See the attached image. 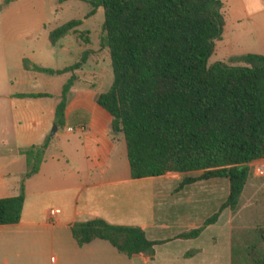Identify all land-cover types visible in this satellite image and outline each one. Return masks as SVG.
I'll list each match as a JSON object with an SVG mask.
<instances>
[{
	"label": "trees",
	"instance_id": "16d2710c",
	"mask_svg": "<svg viewBox=\"0 0 264 264\" xmlns=\"http://www.w3.org/2000/svg\"><path fill=\"white\" fill-rule=\"evenodd\" d=\"M10 0H5L8 2ZM65 0H58L63 2ZM89 5L83 18L102 8L103 35L112 70V82L96 95V102L111 115L113 134L122 133L131 178L166 172L202 170L185 176L178 188L196 180L226 177L228 195L203 224L180 232L181 239L196 238L218 218L223 208L233 215L249 175V163L264 158V55L244 53L229 64H208L215 41L222 36L223 0H79ZM81 18L70 19L48 32L51 44L76 30ZM83 52L81 61L85 59ZM25 69L60 74L80 62L53 69L22 60ZM73 76L62 86L54 123L63 124L66 95ZM47 93L17 94L41 97ZM49 138L19 149L26 170L17 195L0 198V224L20 219L23 182L36 173ZM79 245L95 238L108 241L120 253L150 257L162 240L147 238L137 225L112 224L96 217L70 224ZM247 245L230 235V264L238 252L244 262L264 264V228H253ZM197 249L188 250L186 257Z\"/></svg>",
	"mask_w": 264,
	"mask_h": 264
},
{
	"label": "crops",
	"instance_id": "0c3cea01",
	"mask_svg": "<svg viewBox=\"0 0 264 264\" xmlns=\"http://www.w3.org/2000/svg\"><path fill=\"white\" fill-rule=\"evenodd\" d=\"M235 4L236 7L231 9L229 19L232 20L229 24L222 11L223 32L216 45L219 41L226 47H244V50L233 51L230 56L256 53L254 47H264V0H235ZM258 52L264 55V48ZM65 53L70 54L68 47H58L57 55ZM74 63L75 60L53 69H62ZM81 63L77 68L81 67ZM227 63L239 64L232 61ZM77 68L60 74L41 75L39 71L22 66L24 78L21 81L30 88L2 97L8 103L9 112L13 113L12 119L10 117L11 128L20 129L25 137L23 147L39 144L46 137L49 141L38 171L23 182L24 201L20 219L15 223L0 224V264H198L203 253L200 248H194L197 252L189 257L185 256L188 250L172 252L166 248L171 246V242L182 240L177 237L180 232L201 226L207 217L219 209L228 195V178L196 180L174 192H162L163 196L180 195L173 201H162V217H157L154 193L146 203H138L136 211L133 209L131 214L124 216L125 200L130 202L134 195H125L123 190H117L120 185L133 183L134 180L151 182L160 178L158 180L163 183L178 187L185 176L196 177L202 170L131 178L122 133L111 132L112 117L96 102V95L100 92L92 85L89 76L77 81L72 72ZM57 75L64 76V79L56 86L60 89L52 98L54 94L44 89V86L51 85V80ZM71 76L73 81L66 95L63 124L56 125L55 107L61 98L63 84ZM30 93L48 95L17 96ZM47 99H51L50 105L44 103ZM53 125H56L55 132H51ZM17 153V157L0 163V193H3L10 176L17 179L12 192L0 194V198L19 192L20 176L25 172L26 164L19 148ZM188 191L197 193V196L193 198ZM205 195L216 199L211 212L190 213L189 207L185 208L191 204L193 206ZM179 205L183 207L178 208ZM132 206L134 208L133 202ZM51 208L59 209V213L50 216ZM96 217L112 224L137 225L144 230L147 238L164 242L154 246L152 257L144 253L128 257L118 252L108 241L99 238L79 245L71 234L70 224ZM125 218L129 221L124 222ZM231 218L229 208H223L216 221L204 227L219 226L223 229L227 239L225 256H228L229 264ZM170 228H174L175 232L160 236V233Z\"/></svg>",
	"mask_w": 264,
	"mask_h": 264
},
{
	"label": "rangeland",
	"instance_id": "374dc122",
	"mask_svg": "<svg viewBox=\"0 0 264 264\" xmlns=\"http://www.w3.org/2000/svg\"><path fill=\"white\" fill-rule=\"evenodd\" d=\"M235 5V0H226L223 3L222 11L224 10L227 24L232 20L229 19V16L231 9L236 7ZM88 10L89 5L79 0L63 2H58V0H10L8 2L0 0V163L17 157V149L23 148L22 145L25 142V137L21 134L20 129L13 130L11 128L10 117L12 119L13 113L9 112L8 103L2 98L7 93L25 91L30 88L21 81L24 78L22 77L23 59L40 66L57 68L63 64L72 63L74 60L81 63V56L83 52H86L84 63H81L80 68L72 71L75 73L77 81H81V77L89 76L92 85L97 87V92H103L110 86L113 76L109 54L106 47L100 46V38L103 35V10L99 8L94 15L83 18ZM74 18L82 19L76 30L59 38L55 44H51L48 32ZM226 32L227 37L230 38L228 31ZM217 43L208 58V64L217 61L226 62V60L231 62L233 56L230 55L233 54V51L244 50V47H226L219 41ZM58 47H68L70 54L57 55ZM263 48L254 47V50L259 53L258 51ZM39 74L46 75L43 72ZM62 79L64 76H54L51 85L44 86V89L54 94L52 98H54L55 92H59L60 87L57 89L56 86L63 82ZM39 88L42 86L39 85ZM51 102V99L44 100V103H49V105ZM158 179L160 178H155L151 182L134 180L133 183L122 184L118 187L117 190H123L125 195H134L130 202H127L128 199L125 200L124 216L131 214L133 209L136 211L138 203H146L149 196L154 193L155 211L158 218L162 217V206H160L164 204L162 201L170 202L177 196L179 198L180 195L175 194L173 197L161 195L166 190L174 192L179 188L176 185L165 184ZM16 180V177L10 176L6 180L3 193L0 194L12 192ZM188 193L193 198L197 196V193L193 194L189 191ZM215 202V198L205 195L193 206H191L192 204L186 206L188 205L186 204L185 208L189 207L190 213L201 214L204 212L207 214L215 207ZM182 207V205L178 206V208ZM123 220L124 222L129 221L126 218ZM257 227L264 228V176L254 175L249 165V175L240 195L238 209L231 218L230 235L232 231L236 243L244 247L247 245L249 237L252 236L251 230ZM173 232H175L174 228H170L160 233V236H169ZM174 242H171L169 244L171 246H167L166 250L176 252L200 248L203 253L202 260L197 261L198 264H229V258L225 256L227 239L223 229L219 226L205 228L196 239H182ZM262 246L264 248V244ZM241 259V255L234 252L233 264H255L252 261L243 262Z\"/></svg>",
	"mask_w": 264,
	"mask_h": 264
},
{
	"label": "built area",
	"instance_id": "2783aa9c",
	"mask_svg": "<svg viewBox=\"0 0 264 264\" xmlns=\"http://www.w3.org/2000/svg\"><path fill=\"white\" fill-rule=\"evenodd\" d=\"M252 172L256 176H264V158H259L251 161L249 163ZM59 213V209L51 208L49 209V215L54 216Z\"/></svg>",
	"mask_w": 264,
	"mask_h": 264
},
{
	"label": "water",
	"instance_id": "95a60500",
	"mask_svg": "<svg viewBox=\"0 0 264 264\" xmlns=\"http://www.w3.org/2000/svg\"><path fill=\"white\" fill-rule=\"evenodd\" d=\"M55 130H56V125H53L51 132H55Z\"/></svg>",
	"mask_w": 264,
	"mask_h": 264
}]
</instances>
